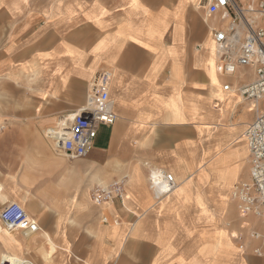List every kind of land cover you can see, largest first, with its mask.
I'll return each mask as SVG.
<instances>
[{
	"label": "crops",
	"instance_id": "1",
	"mask_svg": "<svg viewBox=\"0 0 264 264\" xmlns=\"http://www.w3.org/2000/svg\"><path fill=\"white\" fill-rule=\"evenodd\" d=\"M201 1L0 0V209L19 203L39 227L0 226V264H264V216L231 198L264 112L236 93L255 71H218ZM104 72L117 120L65 156L44 132L64 134ZM153 169L179 184L160 202ZM120 181L123 202L94 203Z\"/></svg>",
	"mask_w": 264,
	"mask_h": 264
},
{
	"label": "built area",
	"instance_id": "2",
	"mask_svg": "<svg viewBox=\"0 0 264 264\" xmlns=\"http://www.w3.org/2000/svg\"><path fill=\"white\" fill-rule=\"evenodd\" d=\"M207 18L215 21L210 29L218 56V71L226 76H235L240 68H253V81L238 86L236 93L247 102L259 108L264 101V0H202ZM110 74L100 73L91 84L92 103L71 119L64 134L46 131L56 149L70 158L87 157L92 150L101 126H112L117 120L114 102L110 98ZM223 90L230 92L231 84ZM4 126H0V132ZM247 140L251 170L250 180L237 184L231 198L243 216H264V112L258 113L255 121L248 126ZM149 182L158 202L171 195L179 184L172 173L162 169L150 172ZM123 182L99 187L93 194V201L103 205L117 199L123 202ZM107 222V219H104ZM0 226L9 232L35 233L39 230L26 209L19 203L11 202L0 209ZM254 238H260L253 233ZM259 253V251H257ZM7 264H33L11 262Z\"/></svg>",
	"mask_w": 264,
	"mask_h": 264
},
{
	"label": "rangeland",
	"instance_id": "3",
	"mask_svg": "<svg viewBox=\"0 0 264 264\" xmlns=\"http://www.w3.org/2000/svg\"><path fill=\"white\" fill-rule=\"evenodd\" d=\"M3 28H4V26H3ZM1 39H5V37H3V38H1ZM260 108L261 109H264V101H262L261 103H260ZM46 131V130H45ZM45 133V136H46V132H44ZM10 233H14V232H10Z\"/></svg>",
	"mask_w": 264,
	"mask_h": 264
},
{
	"label": "bare ground",
	"instance_id": "4",
	"mask_svg": "<svg viewBox=\"0 0 264 264\" xmlns=\"http://www.w3.org/2000/svg\"><path fill=\"white\" fill-rule=\"evenodd\" d=\"M200 4V3H199ZM214 47H215V45H214ZM215 51H216V47H215ZM217 52V51H216ZM216 56H217V53H216ZM2 230H4L5 232H9V231H7V230H5L3 227H2Z\"/></svg>",
	"mask_w": 264,
	"mask_h": 264
}]
</instances>
